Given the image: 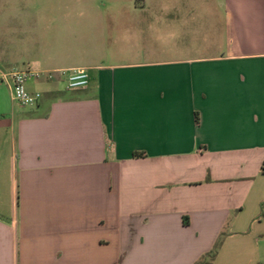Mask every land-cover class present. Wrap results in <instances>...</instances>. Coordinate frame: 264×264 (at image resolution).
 I'll use <instances>...</instances> for the list:
<instances>
[{"label":"crops","instance_id":"0c3cea01","mask_svg":"<svg viewBox=\"0 0 264 264\" xmlns=\"http://www.w3.org/2000/svg\"><path fill=\"white\" fill-rule=\"evenodd\" d=\"M179 9L0 0V71L55 77L34 106L0 83V264H195L222 235L211 264H264V0ZM167 19L189 55L118 54Z\"/></svg>","mask_w":264,"mask_h":264},{"label":"rangeland","instance_id":"374dc122","mask_svg":"<svg viewBox=\"0 0 264 264\" xmlns=\"http://www.w3.org/2000/svg\"><path fill=\"white\" fill-rule=\"evenodd\" d=\"M167 6H178L180 9L186 11L191 6L194 5L196 0H166ZM179 2V3H177ZM192 21L190 20H182L180 22L174 21L172 19H167L165 21L166 28L161 31L154 32L152 36V43L150 46H135V50L126 51V46L119 45L118 54L124 55L125 59L135 60V61H143V60H167L176 58L175 56L182 57L189 55V52H186L185 49L190 48V34H189V26H184L182 28L178 27L180 24L189 25ZM188 28V29H186ZM139 38V37H138ZM159 40V41H158ZM165 40V41H162ZM138 45V44H137ZM183 48V52H176V48ZM125 50V51H122ZM6 89V88H5ZM8 92V90L6 89Z\"/></svg>","mask_w":264,"mask_h":264},{"label":"built area","instance_id":"2783aa9c","mask_svg":"<svg viewBox=\"0 0 264 264\" xmlns=\"http://www.w3.org/2000/svg\"><path fill=\"white\" fill-rule=\"evenodd\" d=\"M60 76L65 78L66 88L69 90L81 89L88 85L89 75L85 68H76L70 71H58ZM53 80V73H41L21 69L0 71V83L5 84L10 92L11 99L22 106H34L41 98L39 92L29 91L27 88L28 79L39 80L42 76Z\"/></svg>","mask_w":264,"mask_h":264},{"label":"trees","instance_id":"16d2710c","mask_svg":"<svg viewBox=\"0 0 264 264\" xmlns=\"http://www.w3.org/2000/svg\"><path fill=\"white\" fill-rule=\"evenodd\" d=\"M134 156H138L137 154H134ZM261 172L264 174V165L261 167ZM209 181V180H207ZM262 209L264 207V203H262L261 205ZM264 216V213H262V217ZM224 240V236H220V238L218 239V241L215 243L213 249L207 253L205 256H203L198 262H196L195 264H211L213 262V260L215 259L218 250L220 249L222 242Z\"/></svg>","mask_w":264,"mask_h":264}]
</instances>
